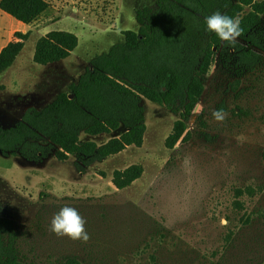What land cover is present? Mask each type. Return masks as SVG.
<instances>
[{"label": "rangeland", "instance_id": "obj_1", "mask_svg": "<svg viewBox=\"0 0 264 264\" xmlns=\"http://www.w3.org/2000/svg\"><path fill=\"white\" fill-rule=\"evenodd\" d=\"M157 1L68 0L37 15L15 69L22 65L25 77L6 72L0 78V126L18 123L5 107L11 101L6 88L45 90L44 100L28 99L27 106L37 109L70 93L95 57L123 42L127 31L139 34L137 12L155 9ZM261 28L264 33V15ZM52 30L74 32L79 46L46 70L32 62L34 41ZM259 52L258 65L243 70L233 50L216 48L203 94L186 121L190 140L173 149L166 139L180 114L142 98L143 145L96 162L84 175L75 167L76 156L61 161L56 147L39 163L0 153V216L17 223L21 263L264 264V52ZM57 72L50 87L41 84ZM216 110L223 120L214 119ZM123 131L100 137L83 132L82 139L102 145ZM135 164L143 166L142 177L118 190L114 172ZM66 205L85 219L87 243L50 231L53 215Z\"/></svg>", "mask_w": 264, "mask_h": 264}, {"label": "trees", "instance_id": "obj_2", "mask_svg": "<svg viewBox=\"0 0 264 264\" xmlns=\"http://www.w3.org/2000/svg\"><path fill=\"white\" fill-rule=\"evenodd\" d=\"M49 6L45 0H0L2 10L25 23ZM217 11L240 17L243 31L235 43L223 42L207 31L205 18ZM263 15L264 0H158L155 9L146 7L137 12L139 34L127 31L123 42L95 57L71 85L70 93H59L42 109L29 107L12 127L0 126V153L39 163L56 147L55 155L61 161L76 156L75 167L84 175L96 162L130 146L143 145L147 126L142 98L180 114L166 139L168 148L189 141L186 121L203 94V79L214 51L233 50L235 63L243 70L257 66L262 59L259 51L264 52ZM32 35V30L17 32L3 49L0 78L14 65ZM78 46L77 34L52 30L37 40L34 62L44 66L60 62ZM120 129L124 131L119 136L102 145L81 140L83 132L97 136ZM143 173V166L135 164L116 170L112 182L123 190ZM17 237V223L0 217V264H22Z\"/></svg>", "mask_w": 264, "mask_h": 264}, {"label": "crops", "instance_id": "obj_3", "mask_svg": "<svg viewBox=\"0 0 264 264\" xmlns=\"http://www.w3.org/2000/svg\"><path fill=\"white\" fill-rule=\"evenodd\" d=\"M49 5H53V6H56L58 5V3L61 5L63 4L65 1L67 3L68 0H45ZM30 24H33L32 22L30 23H25L21 20H18L17 18H15L14 16H12L11 14L5 12L4 10H2L0 8V54L1 52L3 51V49L10 43L12 42L14 39H15V34L17 32H27L29 30H31V25ZM61 29V28H60ZM66 31V30H65ZM70 31V30H69ZM50 32V31H49ZM71 32V31H70ZM41 33V32H40ZM74 33V32H73ZM39 39V37H38ZM37 39V40H38ZM37 40L34 41V46L36 45V42ZM29 43V42H28ZM78 48V47H77ZM25 49V48H24ZM24 51V50H23ZM22 51V52H23ZM74 53V52H73ZM72 53V55H73ZM22 54V53H21ZM20 54V55H21ZM19 55V56H20ZM71 55V56H72ZM70 56V57H71ZM19 58V57H18ZM17 58V60H18ZM68 59V58H67ZM15 61L14 65L7 71H5L3 74H5L6 72L8 73H11L10 76H13L15 74L19 75V78L22 79L23 77H25V75L23 74V70L25 68H22V65H19L21 68L18 67V71L15 72V69L17 68L16 66H18V61ZM32 62H34V57L32 58ZM63 61H60V62H56V63H52V64H49V65H46V70H50V69H54V68H57L60 64H62ZM59 76L58 72L56 73V77L54 78H51V79H44L46 82H42L41 84L42 85H45L46 87H50L53 82L56 80V78ZM26 80H28V78L26 77ZM27 88H30L28 90H26L24 87H20V88H16V89H13V90H9L8 88H6L5 90V93L4 94H7L9 95L11 101L10 103L6 104L5 107L8 108V112L11 113L13 116H15L19 121L23 114L26 112V110L29 108V106H27L28 104V99L29 98H37L39 100H44V97L43 95H45V90H42V91H38L37 89H34L33 86L30 87V85L27 86ZM35 90V91H34ZM31 92V93H30ZM38 92V93H36ZM40 92V94H39ZM55 99V98H54ZM53 99V100H54ZM52 100V101H53ZM52 101H50L49 103H51ZM48 103V104H49ZM83 134V133H82ZM82 134H81V140L83 141L82 139ZM103 135H109V134H101V135H97V136H92V137H100V136H103ZM91 136V135H90ZM110 139H108L107 141H109ZM87 141H96L94 139H91V140H87ZM85 141V142H87ZM106 141V142H107ZM99 145H101V143L98 142ZM104 144V143H103ZM125 151V150H124ZM123 151V152H124ZM122 153V152H121ZM119 153V154H121ZM119 154L117 155H114L115 157L118 156ZM114 156H111V157H114ZM109 157V158H111ZM107 158V159H109ZM105 159V160H107ZM104 160V161H105ZM103 162V161H102ZM81 174V173H80ZM83 175V174H81Z\"/></svg>", "mask_w": 264, "mask_h": 264}, {"label": "clouds", "instance_id": "obj_4", "mask_svg": "<svg viewBox=\"0 0 264 264\" xmlns=\"http://www.w3.org/2000/svg\"><path fill=\"white\" fill-rule=\"evenodd\" d=\"M207 31L214 33L221 41L235 43L242 34L240 17L221 14L219 11L205 18ZM214 119L223 120L220 110L213 111ZM86 221L79 211L70 206L62 207L51 219L50 231L58 237H68L73 241L87 243L90 235L86 230Z\"/></svg>", "mask_w": 264, "mask_h": 264}, {"label": "water", "instance_id": "obj_5", "mask_svg": "<svg viewBox=\"0 0 264 264\" xmlns=\"http://www.w3.org/2000/svg\"><path fill=\"white\" fill-rule=\"evenodd\" d=\"M70 98H73V95H71Z\"/></svg>", "mask_w": 264, "mask_h": 264}, {"label": "flooded vegetation", "instance_id": "obj_6", "mask_svg": "<svg viewBox=\"0 0 264 264\" xmlns=\"http://www.w3.org/2000/svg\"><path fill=\"white\" fill-rule=\"evenodd\" d=\"M90 66V65H89ZM0 217H2V216H0ZM3 218H5V217H3Z\"/></svg>", "mask_w": 264, "mask_h": 264}]
</instances>
